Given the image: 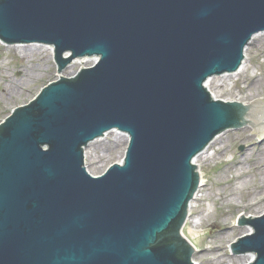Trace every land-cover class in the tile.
<instances>
[{"label":"water","instance_id":"95a60500","mask_svg":"<svg viewBox=\"0 0 264 264\" xmlns=\"http://www.w3.org/2000/svg\"><path fill=\"white\" fill-rule=\"evenodd\" d=\"M261 33L264 0H0V39L53 46L59 76L96 58L0 124V264H195L194 160L225 131L264 138V101L206 83ZM111 131L130 137L124 163L94 177L85 149ZM260 215L239 216L254 232L228 255L264 264Z\"/></svg>","mask_w":264,"mask_h":264},{"label":"rangeland","instance_id":"374dc122","mask_svg":"<svg viewBox=\"0 0 264 264\" xmlns=\"http://www.w3.org/2000/svg\"><path fill=\"white\" fill-rule=\"evenodd\" d=\"M36 48L40 50L34 54ZM246 55L243 72L212 80L210 91L217 99L253 104L264 100V33L254 38ZM94 63L89 59L84 67ZM82 65L78 59L61 74L72 77ZM58 72L51 46L5 45L0 41V123L15 108L28 104L48 83L59 79ZM128 140L121 133L110 132L91 143L86 149L88 171L97 176L112 164L120 163ZM209 152V159H200L197 163L206 184L201 188V195L208 193L211 198L202 196L197 201L183 235L194 243L190 242L196 248L193 256L199 264H246L244 255H228V245L248 234L247 229L253 230L248 223L236 225L239 216L251 218L264 213V140L258 137L252 143L240 131L225 132L215 140ZM237 187H241L238 192ZM233 190L239 195V202L224 203ZM236 203L239 205H234ZM201 218V227L191 234L192 220ZM214 222L224 230L222 235L216 233ZM215 247L220 250H214Z\"/></svg>","mask_w":264,"mask_h":264},{"label":"bare ground","instance_id":"6f19581e","mask_svg":"<svg viewBox=\"0 0 264 264\" xmlns=\"http://www.w3.org/2000/svg\"><path fill=\"white\" fill-rule=\"evenodd\" d=\"M37 47V46H36ZM40 49H34L33 51H34V54L35 53H37L38 51H39ZM51 53H54V48L51 46ZM25 56V55H24ZM82 60H83V63H87L88 61H89V59H87V58H82ZM90 60H93V61H95V59H90ZM84 64V65H85ZM65 73V72H64ZM8 93V90H6L5 91V93ZM237 101H239V100H237ZM264 100H261V101H258V102H256V104H260L261 102H263ZM261 111V109H258V112H260ZM257 127V129H258V126H256ZM125 137H127V136H125ZM215 143V141L209 146V148L213 145ZM209 148L207 149V150H205L199 157H198V159H197V161L196 162H199L200 161V159L201 160H203V161H206L207 159H209L210 158V152H209ZM86 155H87V157L89 156V152H87L86 153ZM202 174V173H201ZM201 177H202V183H201V186H200V188H199V190L197 191V193L195 194V196H194V199L191 201V203H190V205H189V210H188V222L191 220V218H192V211L195 209V205H196V203H197V201L202 197V196H206V198L207 199H210L211 198V195H209L208 193H206V194H204V195H201V193H202V190H201V188H203V187H205L206 186V184H205V177H204V175L202 174L201 175ZM241 190V187H237L236 188V191L238 192V191H240ZM234 191V193H232L231 195H230V197L229 198H227L225 201H224V203H232V202H239V195H237V193H235V190H233ZM238 203H236V204H234V205H237ZM239 205V204H238ZM249 205H247V207H248ZM208 216V214H206V217ZM205 217V218H206ZM202 222H203V218H201V219H195V220H192V227L190 228V233L191 234H193L195 231H197V229H199L200 227H201V224H202ZM213 224H216L215 225V228L217 229L216 230V233L217 234H219V235H222V233H224V230L221 228V227H219V225L216 223V222H214ZM252 231V229H247L246 230V232L247 233H249V232H251ZM190 240V242L192 243V244H194L192 241H191V239H189ZM214 250H216V251H218V250H220V247H215V249ZM238 256H240V255H238ZM254 257V254H249V255H244V259L246 260V262L245 263H247V262H249L250 260H252V258ZM194 262H195V264H199L197 261H196V259L194 258Z\"/></svg>","mask_w":264,"mask_h":264}]
</instances>
